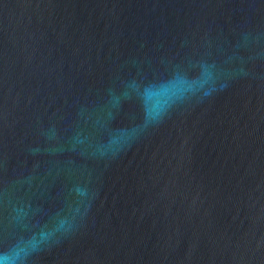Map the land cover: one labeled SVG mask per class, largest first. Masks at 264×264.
<instances>
[{"label": "water", "instance_id": "95a60500", "mask_svg": "<svg viewBox=\"0 0 264 264\" xmlns=\"http://www.w3.org/2000/svg\"><path fill=\"white\" fill-rule=\"evenodd\" d=\"M0 264H264V0H0Z\"/></svg>", "mask_w": 264, "mask_h": 264}]
</instances>
